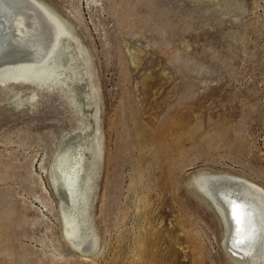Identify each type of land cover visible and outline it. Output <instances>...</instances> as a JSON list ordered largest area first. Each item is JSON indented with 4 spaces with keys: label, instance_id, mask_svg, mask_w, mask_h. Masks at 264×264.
<instances>
[{
    "label": "rangeland",
    "instance_id": "obj_1",
    "mask_svg": "<svg viewBox=\"0 0 264 264\" xmlns=\"http://www.w3.org/2000/svg\"><path fill=\"white\" fill-rule=\"evenodd\" d=\"M41 2L78 38L62 41L78 57L79 108L58 88L0 82V264H239L193 181L264 189V0ZM62 152L92 173L90 256L66 237Z\"/></svg>",
    "mask_w": 264,
    "mask_h": 264
},
{
    "label": "bare ground",
    "instance_id": "obj_2",
    "mask_svg": "<svg viewBox=\"0 0 264 264\" xmlns=\"http://www.w3.org/2000/svg\"><path fill=\"white\" fill-rule=\"evenodd\" d=\"M64 38L74 40L80 49L78 38L67 23L41 0H0V82L22 79L37 86H47L48 91L58 88L63 94L70 93L73 104L79 108V102L71 96L74 93L71 85L82 79L78 78V67L74 65L78 57L69 51L71 46L62 41ZM66 51L69 52L66 54ZM65 61L70 63L67 65ZM90 74L87 68L86 75ZM92 87L94 93L91 99L95 100L99 89L94 83ZM83 110H80L82 116ZM94 118L99 125L98 114ZM100 131L99 126L96 127V132L100 134ZM101 144L100 139L97 153L102 164ZM73 154H60L52 167L71 201V210L63 211L66 237L84 256H90L97 247L98 237L94 234L83 235L82 228L87 221L83 216L88 210L92 173L85 171L84 156ZM55 182L58 183V180L55 179ZM193 183L215 204L225 220L228 229L225 246L231 257L239 264H264V189L228 175L200 174ZM227 206L231 209L236 227ZM234 228L235 239L232 235Z\"/></svg>",
    "mask_w": 264,
    "mask_h": 264
},
{
    "label": "water",
    "instance_id": "obj_3",
    "mask_svg": "<svg viewBox=\"0 0 264 264\" xmlns=\"http://www.w3.org/2000/svg\"><path fill=\"white\" fill-rule=\"evenodd\" d=\"M227 207L229 208V206H227ZM229 216H230V219H231L232 223L234 224V222H233V220H232L233 218H232V216H231V209H230V208H229ZM234 225H235L234 227H236V224H234ZM232 231H233V234H232V235H233V239H235V238H236V237H235V236H236V235H235V234H236V233H235V228H234ZM231 233H232V232H231Z\"/></svg>",
    "mask_w": 264,
    "mask_h": 264
}]
</instances>
